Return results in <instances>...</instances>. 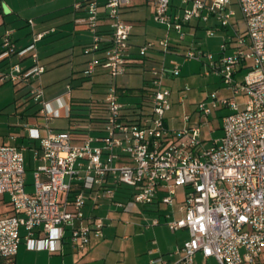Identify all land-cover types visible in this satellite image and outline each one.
<instances>
[{"label": "built area", "instance_id": "2783aa9c", "mask_svg": "<svg viewBox=\"0 0 264 264\" xmlns=\"http://www.w3.org/2000/svg\"><path fill=\"white\" fill-rule=\"evenodd\" d=\"M131 0H73L78 15L76 24L91 34L85 51H96L106 40L102 57H93L84 69L87 75L100 65L112 75L124 73L132 61L129 35L132 24L121 15ZM153 19L184 37L183 25L192 18L207 20L213 15L226 27L234 10L231 0H181L180 12H170V0H148ZM246 28L228 34L214 53L190 45L184 50L187 59L201 60L207 72H217L232 90L230 97L218 98L211 92L209 104H196L200 125L212 108L227 107L220 117L221 135L209 147L200 138V126L169 128L165 113L170 108V88L165 76H178L180 63L171 60L162 69L151 67L152 77L144 90L145 110L126 120L122 115L128 104L120 100L121 91L109 84L103 100L107 115L100 131L89 128L54 130L46 121L51 117L44 106L42 90L31 86L29 94L41 105L43 132L36 125L24 123L27 136L39 141L33 159L32 189L26 190L23 147L0 140V195L6 193L10 212L0 213V264H11L21 239L32 247L56 250L66 238L71 248L83 251L90 233L101 235L103 220L85 216L87 200L99 205L101 195L108 194L110 204L123 209L142 206L171 207L176 189H184L177 208L185 215L166 221L171 230L187 228L189 237L177 249L182 255L167 261L155 255L149 262L193 264V255L215 257L219 264H264V0H236ZM101 20L109 26V36L98 32ZM32 24V20H28ZM212 28H207L211 34ZM44 31L33 33L32 41L17 49L12 30L0 35V61L12 52L32 49ZM164 52L169 50L167 37L157 39ZM156 41L149 40L138 49L144 56ZM230 48V52L226 49ZM32 64L22 68L18 62H5L0 80L30 82L44 70L36 50L30 52ZM238 69H245L241 80ZM68 87L70 85L68 84ZM244 94L242 107L234 99ZM185 95L180 93L178 100ZM69 109V106L66 107ZM184 118H188L185 115ZM122 185L123 198L116 193ZM168 215V214H167ZM151 223H159L153 217ZM24 233H20V229ZM154 242V241H153Z\"/></svg>", "mask_w": 264, "mask_h": 264}, {"label": "crops", "instance_id": "0c3cea01", "mask_svg": "<svg viewBox=\"0 0 264 264\" xmlns=\"http://www.w3.org/2000/svg\"><path fill=\"white\" fill-rule=\"evenodd\" d=\"M17 1L18 3L14 2V0H0V35L5 29L12 28V37L16 48L22 49L30 43L26 42L25 35L32 32L37 33L44 31V34L37 41V43L41 42L42 44H45L44 48L39 49L37 52L38 62L44 67V70L39 75L38 82L42 84L44 83V86H48L65 79L64 88L66 89L68 84L70 85L67 91L64 90L63 86L58 89L47 88L42 90V96L44 97L43 100L46 102L44 108L51 115L46 123L54 130L67 129L69 127L67 118L69 109L66 107L70 106V99L71 97H74L71 91V79L75 77L74 72L78 71V69L84 70L88 65L86 64L87 61L93 57H102L104 51H85V46L91 41V34L83 25L76 24L74 22V18L78 14L73 8V0H27V9L25 10H23V4L21 0ZM206 1L210 2L211 0ZM233 2L234 1L231 0L229 7L232 8ZM181 6V0H170L169 11L180 12ZM152 11L153 6L148 0H131L129 4L125 5L121 9L122 17L132 24L128 45V52L132 59L130 66H139L146 61H151L155 57L153 52L161 51L160 46L157 43V39L161 38L159 35L163 30V28L159 26L164 25L156 22L153 19ZM29 19H33L32 24L28 23ZM8 23H15L14 27L10 28ZM23 27L27 28L25 29ZM218 27L222 26L217 23L213 15H209L207 20H200L198 18L190 19L189 22L183 25V30L185 28L189 32H192L194 34V36H192L194 37L193 42L198 43L199 40L197 38V31L199 29H206L207 33V28H212L214 30ZM98 30L103 38L109 36V26L105 20H101ZM166 37L169 41L170 47L169 50L163 53L165 59L164 61H166V57L169 54L172 56H174L173 54L177 53L182 55L186 47L188 48L190 46V44L186 45L180 43L182 38H178L177 33L174 30L166 31ZM149 40L156 41L155 46L149 48L152 51L148 53V49L144 56H139V47ZM195 43H193V46ZM27 52L28 50H25L21 53L16 51L12 52L8 57L4 58L3 61H0V68H2L5 62L8 61L18 62L22 68H28L32 64V59L30 54L27 56ZM226 52H230V48H227ZM171 60L177 61L174 58ZM179 63L181 72L183 64L181 62ZM60 66L65 67H63L64 69L57 75H52V73L44 75L45 71ZM240 70L242 69H238V71L235 73V76ZM103 71L108 72L106 68L97 65L95 66L92 74ZM35 80L36 79H33L30 82H13V85H15L14 91L16 92L18 90V86H25L27 90L25 92L26 98L24 101H27V99L31 97L29 94L31 86L36 85ZM149 80L150 79L147 78L144 79L142 86L139 88H147L149 86ZM3 82L4 81L0 80V84ZM108 85L109 83L105 85L104 93ZM137 88V95H141L140 100L134 103H131L128 100H120L126 102L128 105L139 104L142 100H144V98L142 94H140V91L142 90H137ZM171 92L172 90L170 88V96ZM15 99L16 98H13L12 101H15ZM5 101L6 100L0 101V140L8 144L22 146L25 169V151H28V154L30 153L28 161L34 164L32 167L34 168L37 163H39L38 160L33 159L34 151L37 150V152H40L39 141L37 139H30L27 136L23 125L24 123L36 125L40 127L41 131L43 132V125L45 124V121L42 113L40 112L41 105L39 104V106L32 111L29 109L31 105L25 106L24 108H20L18 110L17 107H19L21 103H16L14 105V110L9 112L7 111L6 106L12 101L3 104ZM11 115H15L14 120L10 119L9 116ZM186 115H188V118L184 119L189 120L191 114ZM171 118L174 119V117ZM20 119H23L24 121H17ZM165 123L169 128H171L167 117L165 119ZM188 126L192 125L182 127ZM202 141L203 145L205 146L204 140ZM26 182L25 188L29 191L32 189V184L31 182L27 181V179ZM181 189L182 187L177 188V190ZM8 200L9 197L6 193L0 195V201L4 203L0 213L11 211V206ZM177 204L178 202L173 203L171 206V213H168L166 209H161V206H147L148 208H151L149 210H153L152 212L157 213V215L152 214V217L148 218V221L150 220L151 222L153 217H158L159 223L147 224V236L145 235V242L139 248H134L132 241H130V237H128L126 234H123L121 237H116V234L109 236V233L105 232L104 227L107 225L104 223L102 226L101 235L91 232L87 246L81 252L73 250L66 238L61 241L60 248L56 250L41 248L39 246L32 247L26 240L22 238L18 244L17 251L12 259L11 264H160L157 262H149L150 258L154 257L155 255H161L167 261H176L182 255V252L178 251L177 249L189 237L187 228L180 227L176 230H171L166 224V221L169 219L179 218L185 215L183 210H179L177 208ZM100 207L106 208L107 212L113 208L112 205H109V203L107 204L106 202L99 203V205H94L92 201L87 200L83 207V213L85 216H97L94 211ZM134 209H137V206L133 209L127 208L125 210H132L139 214V212L137 210L135 211ZM162 210L163 212H167L164 214L160 213ZM178 213L181 215L177 216ZM20 233H24L23 228L20 229ZM199 257L207 260L212 256L205 258L202 253L198 251L193 255V264L195 263V258L198 259ZM212 258L216 259L215 257Z\"/></svg>", "mask_w": 264, "mask_h": 264}, {"label": "rangeland", "instance_id": "374dc122", "mask_svg": "<svg viewBox=\"0 0 264 264\" xmlns=\"http://www.w3.org/2000/svg\"><path fill=\"white\" fill-rule=\"evenodd\" d=\"M100 2L103 0H99ZM232 3V8L234 9V14L230 18V24L226 27H218L214 29L212 34H207L206 29H199L197 31V38L199 40L198 43L193 42L194 34L189 32L184 28V37L181 39L182 44L198 46L204 50H210L216 53L219 50L220 44L224 41V37L228 34H234L235 29L242 32L245 30V20L242 15L241 9L235 0ZM14 2L18 3L17 0ZM23 4V10L26 8L27 0H21ZM33 22V19H32ZM15 23H8V26L14 27ZM2 27V26H1ZM162 27L163 30L160 33V37H166L167 29L165 26ZM27 28V27H23ZM12 29V28H11ZM2 30V28H1ZM33 33H28L26 36V42H31L33 38ZM24 36V37H25ZM38 39L35 41V46L32 49H29L27 52V56H29L30 52L44 48L45 44L41 42L37 43ZM53 43V42H52ZM51 43V44H52ZM55 43V42H54ZM187 48V47H186ZM159 52L154 51V59L151 61H146L139 66H129L127 71L124 73L117 74L116 76H112L106 71L96 72L94 74L86 75L84 70L78 69V71L74 72L75 77L71 79L72 87L71 91L74 97L77 98H96L104 95L105 85L115 84L118 89L121 91L120 99L128 100L129 102H136L141 99V95H137L136 88L142 86L144 79H150L152 77V73L150 68L153 66L157 69H162L163 65L169 66L171 59H176L178 62L183 64L181 68V72L178 76H165L163 79V83L168 88H171V108L167 110L166 117L168 119L169 125L171 128H178L182 126L192 125V126H200V138L204 140L205 147H209L212 144V140L218 137L221 133L220 129V117L222 114L229 111L227 107H218L212 108L211 113L206 117L207 122L200 125L199 122V114L196 109V104L198 102H205L209 104L210 98L207 97L211 92H216L218 98L221 97H230L232 95V90L227 88L223 83L221 76L214 71L206 73V65L201 62V60L196 59H187L182 54H173L168 55L166 57V61H164L163 49L160 47ZM152 50H148L150 53ZM176 55V56H175ZM178 55V56H177ZM171 58V59H170ZM88 64V61L86 62ZM88 66V65H87ZM65 66H60L56 68H52L44 72V75L48 73H52V75H57L60 73ZM87 68V67H86ZM77 69V68H76ZM245 73V69L240 70L235 76L236 79L241 80ZM36 85L43 89H58L61 86L64 88L65 79L60 80L54 84H50L48 86H44V83L38 82V78L35 80ZM15 85H13V81L6 80L2 84H0V101L6 100L3 104L9 103L16 98L15 101L9 103L7 107V111H13L14 105L16 103H21L19 105L18 110L20 108H24L25 106L31 105L29 108L31 111L36 109L39 106L32 97L28 98L27 101H24L26 87L18 86V90L15 92ZM69 87L64 90H68ZM184 94L182 101H178V94ZM42 98H44L42 96ZM239 107H242L243 101L245 100L244 94H238L234 98ZM24 102V103H23ZM186 114H191L189 120H185L184 117ZM11 120L15 119V115L9 116ZM171 117H174L172 119ZM23 122V119L17 120ZM64 122V121H63ZM30 157V153L25 151V164H26V179L29 182H32V167L34 164L28 161ZM184 197V189L181 190L176 189V198L174 202L182 201ZM99 203H109L110 199L109 195H101L98 200ZM4 203L0 201V210H2ZM112 210L107 212L106 208L100 207L95 209L94 213L99 217H104L102 220L107 225L105 228V232L109 233V236L116 234V237H121L123 234H126L130 237V241H132L134 248H139L145 242V237L147 236V224L151 223L148 218L152 217V214H156V212H152L153 210H149L147 206L138 205L137 210L139 214L134 211H127L122 207H116L112 205ZM161 209H166L168 213H171L172 207H167L162 204ZM160 211V213H165ZM155 215V216H156ZM181 214H177L180 216ZM107 229V230H106ZM146 235V236H145ZM194 264H219V262L214 258H208L204 260L203 258H195Z\"/></svg>", "mask_w": 264, "mask_h": 264}, {"label": "trees", "instance_id": "16d2710c", "mask_svg": "<svg viewBox=\"0 0 264 264\" xmlns=\"http://www.w3.org/2000/svg\"><path fill=\"white\" fill-rule=\"evenodd\" d=\"M100 42L101 45L96 50H103L107 44L105 39H102ZM145 89V87L137 88V90H142L140 91V94H142L143 98ZM147 104L148 103L145 102V100H142L139 104L128 105L124 107L122 112L124 119L137 120L138 117H135V115L141 113V110H145ZM106 115L107 105L103 100V96L96 98L71 97L67 116L69 127L67 129L71 132L72 130L82 128H89L92 132L100 131L103 127ZM122 188H124L122 185L117 187L118 192L116 195L118 197H123V195L120 193L123 191Z\"/></svg>", "mask_w": 264, "mask_h": 264}]
</instances>
